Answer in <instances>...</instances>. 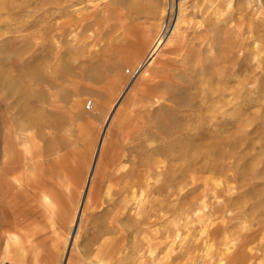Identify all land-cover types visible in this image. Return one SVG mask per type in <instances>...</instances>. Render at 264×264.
Returning <instances> with one entry per match:
<instances>
[{
  "label": "rangeland",
  "instance_id": "1",
  "mask_svg": "<svg viewBox=\"0 0 264 264\" xmlns=\"http://www.w3.org/2000/svg\"><path fill=\"white\" fill-rule=\"evenodd\" d=\"M2 210L0 264H264V0H0Z\"/></svg>",
  "mask_w": 264,
  "mask_h": 264
},
{
  "label": "bare ground",
  "instance_id": "2",
  "mask_svg": "<svg viewBox=\"0 0 264 264\" xmlns=\"http://www.w3.org/2000/svg\"><path fill=\"white\" fill-rule=\"evenodd\" d=\"M183 0H169V10H171L172 12L174 11V12H178L179 11V6H180V3L182 2ZM78 31H77V35H81V36H85V34L87 33V28L85 27V25L83 24V23H80L78 26ZM166 30L167 31H169L168 29H167V27L165 28V33H166ZM72 36H74V35H72ZM132 38V37H131ZM131 38H128V37H125V42H127L128 44H133V41H132V39ZM161 38H162V36H160L157 40H156V42H155V44L153 45V47H152V49H151V51H150V53H148L149 55H148V58H147V61H145L146 62V64H149V63H151L150 61L152 60V57L154 56V53H155V51H156V49H157V47H158V44H159V42L161 41ZM87 39V38H86ZM123 39V38H122ZM54 40V39H53ZM119 41V40H118ZM85 42V41H84ZM121 42V41H120ZM119 42V43H120ZM123 42V41H122ZM122 43H120V45H121ZM229 72V71H228ZM14 88V87H13ZM15 89V88H14ZM11 90V89H10ZM13 90V89H12ZM229 91V90H228ZM172 93V92H171ZM174 94V93H173ZM162 99H163V97H161ZM165 98V97H164ZM157 102V101H156ZM26 176V175H25ZM28 177V176H27ZM90 177V176H89ZM30 179V178H29ZM14 181V180H13ZM26 182V181H25ZM88 182V181H87ZM13 183V182H12ZM16 183V182H15ZM27 183V182H26ZM30 185V184H29ZM17 187V186H16ZM20 188V187H19ZM34 188V187H33ZM18 189V188H17ZM86 189H87V185H86V188H85V191H84V194H85V192H86ZM34 190V189H33ZM19 192V191H18ZM38 193V192H37ZM17 195V194H16ZM39 195V194H38ZM40 197H43L42 198V200H44V203H45V201H47V198L45 197V196H40ZM84 198V197H83ZM3 204V203H2ZM79 215V214H78ZM2 226V228L4 229L5 228V222L4 221H1V223H0V227Z\"/></svg>",
  "mask_w": 264,
  "mask_h": 264
},
{
  "label": "crops",
  "instance_id": "3",
  "mask_svg": "<svg viewBox=\"0 0 264 264\" xmlns=\"http://www.w3.org/2000/svg\"><path fill=\"white\" fill-rule=\"evenodd\" d=\"M5 216H6V218H7V214L5 213V211L4 210H2V212H1V216H0V220H1V218H3V220L5 221ZM8 219V218H7ZM3 220H1V221H3ZM9 220V219H8ZM1 221H0V223H1ZM11 220H9V222H10ZM14 222H15V220L13 219L12 220V222H10L11 224H13L14 225ZM5 228L4 229H6L7 227H8V224L5 222ZM15 227H17L16 225H14ZM0 229H1V231L2 230H4L3 228H2V226L0 227Z\"/></svg>",
  "mask_w": 264,
  "mask_h": 264
},
{
  "label": "water",
  "instance_id": "4",
  "mask_svg": "<svg viewBox=\"0 0 264 264\" xmlns=\"http://www.w3.org/2000/svg\"><path fill=\"white\" fill-rule=\"evenodd\" d=\"M99 146H100V142H99V145H98V147H97L95 157H94V159H93V163H92L91 171H92V169H93V167H94V164H95V159H96V156H97V153H98ZM91 171H90V172H91Z\"/></svg>",
  "mask_w": 264,
  "mask_h": 264
}]
</instances>
